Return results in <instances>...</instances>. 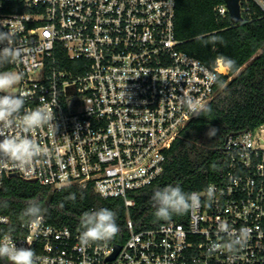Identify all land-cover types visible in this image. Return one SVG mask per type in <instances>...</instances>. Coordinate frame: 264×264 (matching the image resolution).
<instances>
[{
    "label": "built area",
    "instance_id": "2783aa9c",
    "mask_svg": "<svg viewBox=\"0 0 264 264\" xmlns=\"http://www.w3.org/2000/svg\"><path fill=\"white\" fill-rule=\"evenodd\" d=\"M239 2L243 19L254 12L264 17V0ZM215 10L220 19L229 17L225 2ZM175 17L176 0H0V32L11 34L10 46L20 54L0 71L21 74L13 91L27 94L25 109L48 104L55 114L30 134L47 154L22 170L0 160V186L10 177L55 190L92 186L133 206L130 194L157 180L166 150L196 117L183 98L208 106L233 77L222 58L207 65L179 48ZM259 131L264 124L226 139L223 180L193 191L201 193V206L188 213L187 224L170 220L134 231L128 218L124 243L85 249L81 229L39 216L9 230L10 217L0 214V238L33 249L39 264H264ZM210 185L209 205L203 193ZM220 223L248 229L247 244L210 253V242L227 238L217 231Z\"/></svg>",
    "mask_w": 264,
    "mask_h": 264
},
{
    "label": "trees",
    "instance_id": "16d2710c",
    "mask_svg": "<svg viewBox=\"0 0 264 264\" xmlns=\"http://www.w3.org/2000/svg\"><path fill=\"white\" fill-rule=\"evenodd\" d=\"M224 0H176L175 31L182 41L180 49L210 65L217 58L234 61L229 66L233 77L208 105L210 111L191 119L165 152L164 170L150 186L130 194L134 205L127 207L119 197L104 198L92 186H67L61 190L18 177L6 178L0 186V214L9 216V230H17L28 218L22 211L29 202L40 205L47 222L58 227L80 229L79 218L86 211L108 208L116 214L119 232L112 239L122 244L129 237L127 219L134 231L154 228L170 220L187 224L188 214L173 215L169 220L154 218L153 192L169 184L185 192L202 191L223 180L226 139L264 124V17L254 12L240 24L229 17L220 19L215 7ZM211 35L224 43L205 46ZM225 82V77L221 79ZM209 128L215 134L207 136ZM0 264H9L0 259Z\"/></svg>",
    "mask_w": 264,
    "mask_h": 264
},
{
    "label": "clouds",
    "instance_id": "9594fccd",
    "mask_svg": "<svg viewBox=\"0 0 264 264\" xmlns=\"http://www.w3.org/2000/svg\"><path fill=\"white\" fill-rule=\"evenodd\" d=\"M196 39L202 40L205 46L224 43L223 38L217 35H211L207 40L199 36ZM10 40L11 34L0 32V66L15 63L20 57L19 52L10 46ZM226 63L229 66L234 65V61L227 58ZM21 79L20 73L0 71V136L3 137L0 139V160L9 161L20 170L30 166L35 158L47 154L30 134L50 124L55 117L48 104L25 109L27 94H16L13 91ZM183 105L192 116H201L202 113L210 111L208 106L191 96L183 98ZM9 129H18L19 132L9 135ZM214 134L215 128H209L206 133L209 137ZM203 195L210 205L214 201V186L210 185ZM151 200L154 218L157 221H167L173 215H185L197 210L201 206V193L185 192L179 185L169 184L156 189ZM42 214L40 205L33 201L22 211L21 217L31 221ZM79 227V243L85 249L97 243L111 241L119 232L116 214L108 208L84 212L79 218ZM217 231L226 233L227 238L221 242H210V253L219 250L228 253L238 251L247 244L249 238L248 229L232 231L224 223L218 224ZM0 259L8 261L9 264H39V257L33 249L17 247L8 236L0 238Z\"/></svg>",
    "mask_w": 264,
    "mask_h": 264
},
{
    "label": "water",
    "instance_id": "95a60500",
    "mask_svg": "<svg viewBox=\"0 0 264 264\" xmlns=\"http://www.w3.org/2000/svg\"><path fill=\"white\" fill-rule=\"evenodd\" d=\"M227 5L229 18L232 23L240 24L243 22V17L240 12V2L239 0H224ZM119 249V246H116Z\"/></svg>",
    "mask_w": 264,
    "mask_h": 264
},
{
    "label": "rangeland",
    "instance_id": "374dc122",
    "mask_svg": "<svg viewBox=\"0 0 264 264\" xmlns=\"http://www.w3.org/2000/svg\"><path fill=\"white\" fill-rule=\"evenodd\" d=\"M258 136L261 138V145L264 146V131H259Z\"/></svg>",
    "mask_w": 264,
    "mask_h": 264
}]
</instances>
